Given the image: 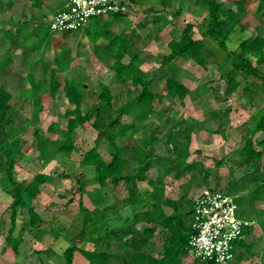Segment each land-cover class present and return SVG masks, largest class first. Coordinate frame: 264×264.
<instances>
[{
    "label": "trees",
    "instance_id": "16d2710c",
    "mask_svg": "<svg viewBox=\"0 0 264 264\" xmlns=\"http://www.w3.org/2000/svg\"><path fill=\"white\" fill-rule=\"evenodd\" d=\"M170 1L173 0H162L164 4ZM4 2L5 0H0V8ZM194 2L196 5L204 2L208 10L207 16L198 25L202 37H194L193 28L195 25L188 23L179 37H174L168 42V52L159 54L156 57L157 60L168 69H171L172 61L176 57L192 59L200 66H207L211 61L218 64H229L231 68L222 75L227 77L225 89L227 96L232 95L242 84L238 79L239 75L243 77L252 97L256 89L264 91V34L261 32L260 25H257L253 32H249V21L245 18L250 13L256 18L264 20V0H232L235 8L227 6L222 0H195ZM122 3L130 6V1L122 0ZM251 4H256L253 11L250 9ZM181 10V8L176 9L173 15L178 16ZM125 14L128 12L111 13L112 20H105V17L100 16L94 17L83 29L62 32L60 39L62 43H65L73 37L76 42L84 30L89 40L95 45L96 56L102 61H106L110 69L115 71L113 79L116 77L124 83L130 79L133 82L135 92L133 89H127L129 94L133 95L128 103L119 104L111 92L109 84L101 80H97L96 85H90L83 79L74 78L65 79L62 83L57 78L56 68L50 70L48 77H38L35 74L36 68L28 72L32 90L31 101L35 107L36 118L38 112L49 107L51 100L60 88L63 89L68 103L72 106L69 111L63 114L67 119L65 125L51 122L47 127L49 132L59 135L56 139L50 140L39 129L35 130L34 134L40 155L45 156L49 148H52L51 156L58 152L72 153L76 147L74 135L77 129L90 124L98 134L95 145L84 153L82 164L88 166L100 186L107 187L110 184L118 186L121 182H125L128 190L126 196L117 198L115 202L103 207L90 209L82 199L79 201L80 213L76 218L70 220L75 231L68 229L66 221H63L60 226L63 236L69 241V245L63 251V256L65 264H72L74 253L78 250L88 259L89 264H186L184 258L190 257L188 256V241L193 233L194 197L183 192L180 198L175 200L164 198L161 194L165 188L164 176L169 174L175 179H181L188 174H199L202 187L231 194H234L237 182H231L228 177L220 175L219 167L225 164L224 159L215 161L213 168L204 165L199 160L188 159L191 154L192 126H185L180 117L172 115L170 112H161V118L164 117L162 118L164 127L154 126L152 123L151 130L144 133L138 145L120 144L119 138L127 137L129 130L136 133L140 129L139 126L143 125L140 121L138 126L136 120L125 124L122 121L125 112H129L128 109L132 110L135 105L145 109L151 107L154 98L159 95L157 91L153 90L154 77L139 67L143 62L139 52L133 53L129 63L122 61L132 41L130 38H122L116 33L112 35L111 27L114 23L119 24ZM158 21L167 24L172 19L163 20V16H160ZM36 34L40 35L39 40L30 46L22 45L23 53L38 48L44 42L47 47L53 43L55 36L50 29L44 31L43 27H36ZM105 36H108L109 39L103 47L104 53L101 54L98 52L97 43ZM209 39L224 51L225 58L222 61L218 57L220 52L209 44ZM231 44H236V46L232 47ZM250 55L257 59V63L253 62ZM55 60L57 61V57ZM250 76L259 80L260 83L249 81ZM165 88L167 96L181 100L192 94L200 96L207 90L206 84H201L192 90L173 74L168 75ZM12 96L10 91L0 85V118L6 115L10 109ZM229 113L230 107L224 111L223 118L225 120L218 119V127L213 131H222L223 125L228 122ZM167 126L165 135L162 138L159 137L158 135ZM257 131L264 132V106L259 110L258 115L253 117V125L248 128V136L237 160L242 171V176L238 180H249L255 185L249 198L252 201L264 199V149L256 147V144L263 146L264 139L258 142L253 139V135ZM103 140L108 141L114 148L110 160H107L99 151L98 145ZM160 145L164 146L165 151L172 156L157 155ZM20 146V140L16 135L7 138L0 132V174L6 175L11 184L10 188L6 190L10 196L8 207L11 210L12 223L6 236V243L12 247L15 253H19V246L22 242L21 235L16 237L14 234L18 215L22 210H26L29 217L27 224L31 227L38 228L43 222L55 227L59 221L56 217L46 218L37 211L34 204L41 193L42 185L53 180L51 174L39 172L28 181L13 178L11 169L13 170L17 162L24 157ZM131 147L137 153L135 158L137 166L133 171H126L125 154ZM153 167L158 170V176L155 178L148 174ZM85 177V173H80L78 179L79 189L82 193L85 191L83 183ZM139 181H146L153 189L140 190ZM236 200L239 204L238 197ZM165 206L171 207L172 211L167 212ZM129 212H133V217L130 220L144 222L146 225L140 230L129 228L133 236L130 239H125L123 229L129 219ZM260 223L264 231V219ZM249 229L245 230L244 235ZM156 234H159L162 239L158 257L149 249ZM242 238L236 240L235 247ZM84 241L104 248L100 250L82 248L78 243ZM129 247L131 251L127 249ZM194 259L198 264H216L213 261L202 262L199 259ZM14 264L20 263L15 262Z\"/></svg>",
    "mask_w": 264,
    "mask_h": 264
},
{
    "label": "rangeland",
    "instance_id": "374dc122",
    "mask_svg": "<svg viewBox=\"0 0 264 264\" xmlns=\"http://www.w3.org/2000/svg\"><path fill=\"white\" fill-rule=\"evenodd\" d=\"M127 1H130V6L126 5L128 14H125L119 24H113L112 35L116 33L122 38L131 39L132 43L129 44V50L122 61L129 63L133 53L139 52L143 59L139 67L154 77L153 90L157 91L159 95L154 98L151 107L145 109L135 105L132 110L128 109L129 112H125L122 116V121L125 124L136 120L137 125L140 121L143 125H138L140 129L136 133L129 130L127 137L119 138L120 144L138 145L144 133L151 130L152 123L154 126L164 127L162 125L164 117L161 118V112H170L172 115L180 117L185 126H192L191 154L188 159L199 160L212 168L215 161L224 159L225 164L219 167L220 175L228 177L231 182H237L233 191L235 195L240 198L245 195L249 196L255 185L249 180H238L242 176V171L237 160L248 136V128L253 125V117L258 115L259 110L264 106V91L256 89L252 97L243 77L239 75L238 79L242 84L232 95L227 96L225 93L227 77L222 75L231 68L229 64H218L211 61L207 66H200L192 59L176 57L172 61L171 69H168L157 60L156 57L159 54L168 52V42L174 37H179L188 23L195 25L193 28L194 37H202L198 25L208 14L204 2L196 5L195 0H173L167 4H164L162 0ZM222 1L227 6L235 8L232 0ZM255 6L256 4L250 5L251 11ZM179 8L182 9L180 14L174 16L173 13ZM14 11V7L8 4V0H5L0 8V20L9 18ZM160 16H163V20L172 19V21L167 24L162 23L163 21L159 22L158 17ZM27 18L29 17L27 16ZM105 18V20H112L113 16L109 15ZM245 18L249 21V32H253L256 26L260 25L261 32L264 34L263 19H258L250 13ZM21 23L24 26L20 23H8L3 25L0 31V85L13 95L10 100V109L6 115L0 118V132L7 138L16 135L24 152V157L17 162L13 170L11 169L14 179L28 181L39 172L49 173L53 176L51 182L42 185L41 193L34 204L37 211L46 218L56 217L59 221L55 227L47 222H43L38 228L31 227L27 224L29 217L26 210H22L18 215L17 221L20 222V226L16 234V237L19 235L22 237L19 246L21 254L13 253L12 247L6 243V236L12 225L11 210L8 207L10 196L6 190L10 188L11 184L6 175L0 174V264H11L17 258L22 261L21 264H65L63 251L69 245V241L63 236L60 226L63 221H66L68 229L74 230L70 220L76 218L80 213L79 201L82 199L83 203L91 209L103 207L115 202L117 198L126 196L128 190L125 182H121L118 186L111 184L107 187L100 186L88 166L82 164L84 153L95 145L98 134L90 124L77 129L74 135L76 147L72 153L58 152L51 156L52 148H49L45 156L40 155L34 134L35 130L39 129L50 140L56 139L59 135L49 132L47 127L51 122L65 125L67 119L63 114L69 111L72 106L68 103L63 89L60 88L51 100L49 107L38 112L36 118L35 107L31 101L32 90L28 72L36 68L35 74L38 77H48L50 70L56 68L57 78L62 83L65 79L74 78L83 79L90 85H96L95 82L101 80L109 84L110 90L119 104L131 101L133 95L129 94L127 89H133L135 92V86L130 79L126 83L116 77L113 79L115 71L110 69L106 61H102L96 56L95 45L83 31L76 42L71 37L65 43H62L60 39L62 32H53L55 37L49 47L43 41V45L23 53L22 45L36 44L40 35L36 34V28L30 22L27 25ZM43 28L44 31H47L48 24ZM108 39V36H105L98 41L99 53H104L103 47ZM209 44L220 52L218 57L222 61L225 58L224 51L211 39H209ZM231 46L235 47L236 44H231ZM55 57H57V61ZM250 58L254 63H257L254 56L250 55ZM170 74L177 76L192 90L201 84H206L207 90L200 96L192 94L184 100L169 97L166 95L165 82ZM248 80L260 83L252 76ZM228 107H230L228 122L223 125L221 132L213 131L218 127L217 120L223 118L224 111ZM167 129L168 126L158 136L162 138ZM253 139L257 142L263 140L264 132L257 131L253 135ZM256 147L264 149V145L256 144ZM98 148L107 160L111 159L114 148L108 141L100 142ZM165 150V147L160 145L157 155L165 154L167 157H171L172 154ZM136 156L137 153L132 147L127 149L125 154L126 171H133L137 166ZM80 173L86 174L83 180L84 193L79 189ZM148 174L153 178L157 177V168H151ZM164 181L165 188L161 194L164 198L174 200L180 198L183 192L195 197L202 187L199 174H188L181 179H175L168 174L164 176ZM138 186L143 191L153 189L146 181H139ZM263 207L264 204L261 209L259 208L260 217L264 215ZM165 209L167 212L172 211L169 206H165ZM240 214L242 215V212ZM132 217L133 212H129V219L123 229L125 239H130L133 236L129 228L140 230L146 225L144 222L130 220ZM78 245L91 250L104 248L87 242H79ZM161 245L162 239L159 234H156L149 249L158 257ZM127 249L131 251L130 247ZM251 258L254 259V256ZM184 261L186 264H198L191 257H185Z\"/></svg>",
    "mask_w": 264,
    "mask_h": 264
},
{
    "label": "built area",
    "instance_id": "2783aa9c",
    "mask_svg": "<svg viewBox=\"0 0 264 264\" xmlns=\"http://www.w3.org/2000/svg\"><path fill=\"white\" fill-rule=\"evenodd\" d=\"M126 10L121 0H65L64 8L53 14L47 24L52 32L83 29L94 17ZM254 223L240 217L235 194L202 187L194 197L188 256L202 262L233 264L236 240Z\"/></svg>",
    "mask_w": 264,
    "mask_h": 264
},
{
    "label": "crops",
    "instance_id": "0c3cea01",
    "mask_svg": "<svg viewBox=\"0 0 264 264\" xmlns=\"http://www.w3.org/2000/svg\"><path fill=\"white\" fill-rule=\"evenodd\" d=\"M9 3L12 7H14L15 11L9 18L0 20V27L8 23H20L22 25L21 22L25 25L30 22V24L35 28L43 27L47 24L53 14L65 6V0H8V4ZM27 16L29 18L26 19ZM83 32L85 31L83 30ZM236 197L239 198V215H241L240 212H242L241 217L251 219L256 222L248 227L250 228L249 231H247L241 241L237 243L233 264H264V231L260 223V221L264 219V215L261 217L259 216V210L264 204V199H256L255 201H252L249 200L250 195H245L241 198L236 195ZM19 226L20 222L17 221L15 236H17L16 234ZM84 242L91 243L89 241ZM19 254H21V248H19ZM251 256H254V259L251 258ZM15 262L21 264L22 261L17 258L14 259L11 264H14ZM72 264H89V261L78 250L74 253Z\"/></svg>",
    "mask_w": 264,
    "mask_h": 264
}]
</instances>
